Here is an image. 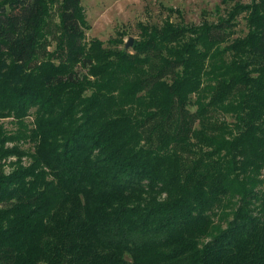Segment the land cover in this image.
Wrapping results in <instances>:
<instances>
[{
    "label": "trees",
    "instance_id": "1",
    "mask_svg": "<svg viewBox=\"0 0 264 264\" xmlns=\"http://www.w3.org/2000/svg\"><path fill=\"white\" fill-rule=\"evenodd\" d=\"M88 26L0 0V264H264V0Z\"/></svg>",
    "mask_w": 264,
    "mask_h": 264
},
{
    "label": "rangeland",
    "instance_id": "2",
    "mask_svg": "<svg viewBox=\"0 0 264 264\" xmlns=\"http://www.w3.org/2000/svg\"><path fill=\"white\" fill-rule=\"evenodd\" d=\"M248 3L250 0H81L85 19L89 25L84 29L88 41L98 37L108 44L109 38L123 33L124 46L128 37L137 38L139 22L161 24L167 16L182 24H198L202 20L216 21L218 16L235 2ZM172 8V11L169 10ZM236 35L246 32L244 19L239 16ZM7 127L9 120H3ZM8 169V168H7Z\"/></svg>",
    "mask_w": 264,
    "mask_h": 264
},
{
    "label": "water",
    "instance_id": "3",
    "mask_svg": "<svg viewBox=\"0 0 264 264\" xmlns=\"http://www.w3.org/2000/svg\"><path fill=\"white\" fill-rule=\"evenodd\" d=\"M133 39L134 38L132 36L128 37L127 41L125 42L124 47L125 48H129L132 45V43H133Z\"/></svg>",
    "mask_w": 264,
    "mask_h": 264
}]
</instances>
